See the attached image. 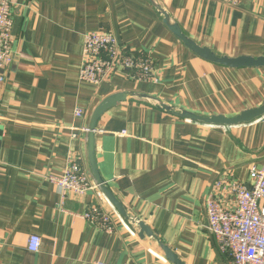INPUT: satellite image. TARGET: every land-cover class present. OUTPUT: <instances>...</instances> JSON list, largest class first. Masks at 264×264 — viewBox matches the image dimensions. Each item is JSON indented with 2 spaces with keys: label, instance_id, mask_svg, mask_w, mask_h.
I'll return each mask as SVG.
<instances>
[{
  "label": "crops",
  "instance_id": "1",
  "mask_svg": "<svg viewBox=\"0 0 264 264\" xmlns=\"http://www.w3.org/2000/svg\"><path fill=\"white\" fill-rule=\"evenodd\" d=\"M8 1L13 44L0 87V264H169L154 241L125 229L100 190L62 199L48 177H61L73 157L91 175L82 131L105 98L137 93L200 116L234 117L263 103L264 68L230 69L198 58L148 0ZM154 1L186 37L217 56L264 57V0L237 7ZM93 32L149 55L156 83L121 72L99 86L81 82L83 40ZM94 137L97 170L129 215L185 264H231L207 232L205 200L224 175L249 187V170L264 162V115L223 128L128 98L102 114ZM93 206L109 215L111 233L83 219ZM30 236L41 239L37 253L26 248Z\"/></svg>",
  "mask_w": 264,
  "mask_h": 264
},
{
  "label": "built area",
  "instance_id": "2",
  "mask_svg": "<svg viewBox=\"0 0 264 264\" xmlns=\"http://www.w3.org/2000/svg\"><path fill=\"white\" fill-rule=\"evenodd\" d=\"M217 1L230 7H237L240 3V0ZM12 25L11 4L8 0H0V87L5 82L2 71L12 61ZM82 58L79 80L83 83L99 86L119 72L134 81H157L151 57L121 49L110 33L86 34ZM82 114L80 109L75 112L76 117ZM82 132L87 133L88 129ZM249 179V187L245 188L224 175L205 200L207 232L231 264H264V162L260 169L251 167ZM48 180L56 187L62 199L68 195L82 196L92 189L99 190L93 177L82 169L76 157L70 159L61 177L50 176ZM83 219L106 233L113 230L109 215L99 206L91 207ZM40 243L38 236H30L26 248L31 253H37Z\"/></svg>",
  "mask_w": 264,
  "mask_h": 264
},
{
  "label": "water",
  "instance_id": "3",
  "mask_svg": "<svg viewBox=\"0 0 264 264\" xmlns=\"http://www.w3.org/2000/svg\"><path fill=\"white\" fill-rule=\"evenodd\" d=\"M151 6L155 9L156 13L162 18L163 24L172 33V35L192 54L198 58L208 61L210 63L230 68H264V57H246L241 56L237 58H229L226 56H217L210 49L206 47H200L194 41L186 37L178 24L170 17V15L162 9L154 0H148ZM132 98L139 101H145L154 108H157L164 113L179 117L191 122L208 125V126H218V127H234L241 124L250 123L256 119H259L264 115V101L260 107L255 109H248L242 111L234 117H226L223 115H210V116H200L182 109H176L170 107L162 102L146 95H140L137 93L121 92L111 95L101 101L98 106L94 109L90 124L88 127V139H87V151H88V162L90 167L91 175L94 179L95 184L98 186L99 190L104 195L107 202L112 206V208L119 215L120 219L140 238L150 239L154 241L161 252L164 255L165 260L169 264H185L178 255L172 251L167 245L162 243L150 229L144 224L143 221L132 217L124 209L122 204L114 197V195L108 189L105 181L101 178L95 161V137L94 132L96 129L97 122L102 114L109 108L117 106L119 103L124 102L126 99Z\"/></svg>",
  "mask_w": 264,
  "mask_h": 264
}]
</instances>
